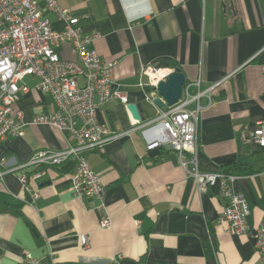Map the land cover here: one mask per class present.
Segmentation results:
<instances>
[{
  "label": "crops",
  "instance_id": "obj_1",
  "mask_svg": "<svg viewBox=\"0 0 264 264\" xmlns=\"http://www.w3.org/2000/svg\"><path fill=\"white\" fill-rule=\"evenodd\" d=\"M58 2L75 16H90L81 27L100 35L93 48L102 62L117 63L115 85L138 107L141 121L116 101L99 111V121L121 135L102 152L88 154L104 186L110 229L101 228L98 200L73 194V163L53 168L39 182L34 204L19 181L21 171H11L39 151L66 150L64 133L30 125L24 137L0 144V172L5 173L0 178V264H20L27 254L45 264H51L50 254L56 264H112L119 255V264H262L254 239L231 235L222 221L226 201L219 187L200 194L192 167L183 168L178 153L148 146L142 129L157 117L158 107L147 99L149 81L141 71L181 69L192 96L208 92L213 102L208 106V94L202 101L200 171L238 175L233 186L246 198L248 224L256 229L264 219V148L247 141L264 120V0ZM44 15L55 30L62 29L53 15ZM59 55L78 59L70 45ZM24 83L30 92L18 108L26 123L58 112L50 95L35 90L37 79Z\"/></svg>",
  "mask_w": 264,
  "mask_h": 264
},
{
  "label": "built area",
  "instance_id": "obj_2",
  "mask_svg": "<svg viewBox=\"0 0 264 264\" xmlns=\"http://www.w3.org/2000/svg\"><path fill=\"white\" fill-rule=\"evenodd\" d=\"M45 11L63 25L61 30L52 27ZM89 19V15L75 16L58 0H0V144L9 138L24 137L25 129L30 125L49 126L64 133L66 150L39 151L27 164L11 171H21L19 181L30 197V204H34L40 198L39 182L47 178L53 168L73 163L70 176L73 194L81 200H98L100 204L95 210L102 214L101 228L110 229L112 224L104 202V186L91 168L88 154L102 152L108 143L121 136L99 121L101 107L112 101L128 107L129 100L115 85L117 63L102 62L93 48V42L100 35L86 34L81 27V23ZM64 45L73 47L78 57L76 61L60 57L59 50ZM262 70L264 72V67ZM141 72L148 77L147 86L157 88L174 71L145 67ZM29 77L38 80L35 90L50 95L59 110L55 114L38 115L31 123H26L18 104L30 92L24 83ZM207 94L199 90L192 96L186 86L182 100L172 107L158 108L157 117L144 126L142 135L148 146H169L178 153L183 168L192 167L190 173L200 194L219 187V195L226 201L222 221L228 225L229 233L253 238L256 254L264 264V219L256 229L250 228L248 202L233 186L236 176L200 171L197 161L200 115L206 107L202 101ZM208 97L209 94L207 104L210 106L213 100ZM147 99L152 101L153 98ZM192 105L195 107L191 108ZM78 120L81 121L80 128ZM247 142L264 148V120L257 124ZM4 174L0 172V178ZM88 244L84 237L85 250L89 249ZM46 259L56 264L52 254ZM121 259V255L117 256L112 264H119ZM20 264L45 262L27 254Z\"/></svg>",
  "mask_w": 264,
  "mask_h": 264
},
{
  "label": "water",
  "instance_id": "obj_3",
  "mask_svg": "<svg viewBox=\"0 0 264 264\" xmlns=\"http://www.w3.org/2000/svg\"><path fill=\"white\" fill-rule=\"evenodd\" d=\"M186 86L187 80L185 74L181 71V69H175L166 81L158 84L157 88L147 86L145 91L148 95L152 96V102L159 109H165L176 105L182 100ZM127 109L133 120L138 122L141 121V116L136 105L129 104ZM78 127H81L80 120H78ZM167 148L170 147L168 146ZM48 184L50 183H44L41 186L43 187Z\"/></svg>",
  "mask_w": 264,
  "mask_h": 264
},
{
  "label": "trees",
  "instance_id": "obj_4",
  "mask_svg": "<svg viewBox=\"0 0 264 264\" xmlns=\"http://www.w3.org/2000/svg\"><path fill=\"white\" fill-rule=\"evenodd\" d=\"M164 148V147H163ZM162 148V149H163ZM224 175H227V176H229V175H232V176H236V177H238V175H236V174H232V172H230V171H227V172H222Z\"/></svg>",
  "mask_w": 264,
  "mask_h": 264
}]
</instances>
